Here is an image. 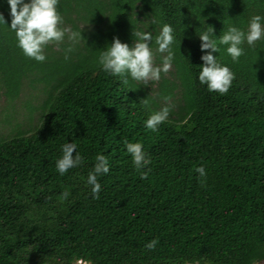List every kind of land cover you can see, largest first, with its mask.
I'll return each mask as SVG.
<instances>
[{"label": "trees", "instance_id": "trees-1", "mask_svg": "<svg viewBox=\"0 0 264 264\" xmlns=\"http://www.w3.org/2000/svg\"><path fill=\"white\" fill-rule=\"evenodd\" d=\"M57 10L65 39L37 62L17 47L0 0V91L13 108L26 87L44 95L39 109L28 106L30 117L41 112L35 128L0 134V264H263L264 40L245 43L235 62L223 46L212 53L234 74L227 92L197 76L211 51L198 35L246 30L264 0H58ZM163 23L174 29L175 60L155 88L95 66L113 38L132 47L136 30L152 34L160 63ZM165 106L169 118L147 129ZM65 142L84 163L60 175ZM126 142L142 143L146 168H135ZM98 153L109 172L93 196L86 177Z\"/></svg>", "mask_w": 264, "mask_h": 264}, {"label": "clouds", "instance_id": "clouds-1", "mask_svg": "<svg viewBox=\"0 0 264 264\" xmlns=\"http://www.w3.org/2000/svg\"><path fill=\"white\" fill-rule=\"evenodd\" d=\"M12 17L10 28L16 38L17 47L22 53L37 62H44L45 47L53 42H62L66 30L60 27L61 16L57 10L58 0H7ZM0 24L5 25L4 17L0 14ZM134 45L130 47L122 43L119 38H113L95 57V66L103 72L114 76L124 77V83L129 81L148 85L158 81L161 73H166L175 60V35L173 27L168 23L161 25L159 34L155 37L156 51L162 55L160 64L154 61V52L148 41L153 40L150 32L144 30L133 31ZM81 37V32H72L68 38L75 41ZM203 54L200 59L203 64L199 66L197 79L206 85L210 92L223 94L229 90L234 74L226 64H221L213 52L219 53L221 47L235 62L243 54V45H254L264 40V16L255 15L247 22L246 30L230 25L224 28L219 38L214 35L211 26L198 35ZM167 99V98H166ZM170 107L165 106L152 112L144 122L145 127L153 132L164 123L170 115ZM125 149L132 158V163L139 171L150 164V159L142 143L126 142ZM61 155L55 161V168L60 175L84 163V157L76 151L74 143L65 142L61 145ZM73 153H75L73 155ZM200 176L205 175L204 167L196 169ZM109 162L103 154H97L92 170L88 172L86 184L91 187V193L96 196L101 190L98 178L108 174ZM148 249L155 247V242L146 245Z\"/></svg>", "mask_w": 264, "mask_h": 264}, {"label": "rangeland", "instance_id": "rangeland-1", "mask_svg": "<svg viewBox=\"0 0 264 264\" xmlns=\"http://www.w3.org/2000/svg\"><path fill=\"white\" fill-rule=\"evenodd\" d=\"M154 61L157 65L160 64L156 61L155 56ZM172 70L173 69L170 67L169 70L164 73L165 76L170 77ZM158 81H154L149 84L155 88ZM43 99L44 95L41 92V89L33 90L26 87L21 98L16 102L13 108L8 105L6 98L0 91V134L3 136L15 134V126L17 124L20 125V131H29L32 128H35L39 124L41 112L40 110H35L33 115L30 117L28 106L31 105L32 107L39 109L42 105Z\"/></svg>", "mask_w": 264, "mask_h": 264}]
</instances>
